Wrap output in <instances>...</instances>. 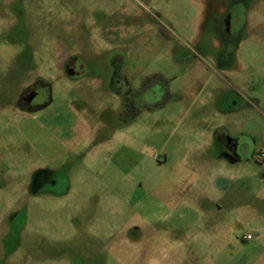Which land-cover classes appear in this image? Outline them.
Wrapping results in <instances>:
<instances>
[{
    "label": "rangeland",
    "instance_id": "1",
    "mask_svg": "<svg viewBox=\"0 0 264 264\" xmlns=\"http://www.w3.org/2000/svg\"><path fill=\"white\" fill-rule=\"evenodd\" d=\"M262 155L264 0H0V264H264Z\"/></svg>",
    "mask_w": 264,
    "mask_h": 264
},
{
    "label": "flooded vegetation",
    "instance_id": "2",
    "mask_svg": "<svg viewBox=\"0 0 264 264\" xmlns=\"http://www.w3.org/2000/svg\"><path fill=\"white\" fill-rule=\"evenodd\" d=\"M64 65L69 67L77 68L80 64L77 57L67 56L66 59H64ZM117 72L114 71L112 76V81L115 82V84H118L119 81L126 84V79L122 76L121 78L117 77ZM37 85H40L44 88L45 95L50 91V86L48 83L42 82L41 80L38 81ZM32 91V88H29L26 92ZM21 101H23V97L21 98ZM30 101V102H29ZM130 102V98L127 94L124 93V103L128 104ZM48 103L47 100H39L35 99L33 100H27V104H25L26 108L31 110H37L41 107H44ZM212 143L209 147L211 150L210 152L214 154V158L220 157L223 160H227L230 162L235 161H246L249 162L250 160H254L255 156L252 154L251 151V143L250 141H242V137H235L234 139L230 137L224 130L218 129L212 133ZM261 157H264L262 155ZM256 159V158H255ZM215 161V160H213ZM214 163V162H213ZM222 176L216 177L214 182L221 185L225 179H222ZM223 185V184H222ZM252 238V236L250 237ZM248 238V239H250ZM247 239V238H244Z\"/></svg>",
    "mask_w": 264,
    "mask_h": 264
},
{
    "label": "built area",
    "instance_id": "3",
    "mask_svg": "<svg viewBox=\"0 0 264 264\" xmlns=\"http://www.w3.org/2000/svg\"><path fill=\"white\" fill-rule=\"evenodd\" d=\"M251 237V234H248V235H246V236H244V238H250Z\"/></svg>",
    "mask_w": 264,
    "mask_h": 264
},
{
    "label": "crops",
    "instance_id": "4",
    "mask_svg": "<svg viewBox=\"0 0 264 264\" xmlns=\"http://www.w3.org/2000/svg\"><path fill=\"white\" fill-rule=\"evenodd\" d=\"M214 175V177L218 176V174H211V176ZM213 177V176H212Z\"/></svg>",
    "mask_w": 264,
    "mask_h": 264
}]
</instances>
